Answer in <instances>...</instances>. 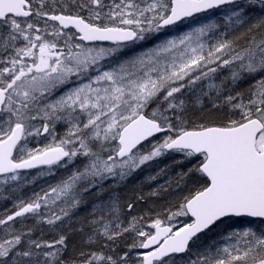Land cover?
<instances>
[{
  "label": "snow or ice",
  "instance_id": "1",
  "mask_svg": "<svg viewBox=\"0 0 264 264\" xmlns=\"http://www.w3.org/2000/svg\"><path fill=\"white\" fill-rule=\"evenodd\" d=\"M36 5L0 0V193H8L0 198L20 190L21 170H72L42 194L16 197L15 210L0 218V264H174L172 254L218 226L219 239L187 264H264V0H112L107 12L103 0H66L59 14L45 11V0ZM33 17L46 18L45 27ZM49 21L58 22L50 32ZM182 25L186 31L168 35ZM126 52L133 54L119 59ZM221 69L228 75L217 83ZM247 79L253 83L233 95ZM197 84V104L219 101L237 118L190 125L178 97ZM58 123L67 126L59 138ZM156 135L162 138L142 151ZM45 136L51 140L43 147L28 146ZM168 154L189 165L177 187L194 178L195 190L174 211L150 218L149 230L144 216L125 226L120 196L105 184ZM134 207L127 204L129 212ZM177 217L189 222L174 228ZM29 218L30 227L23 223ZM65 221L86 245L105 243L65 258L69 233L32 238L39 226L55 231ZM130 233L121 252L118 241Z\"/></svg>",
  "mask_w": 264,
  "mask_h": 264
},
{
  "label": "trees",
  "instance_id": "2",
  "mask_svg": "<svg viewBox=\"0 0 264 264\" xmlns=\"http://www.w3.org/2000/svg\"><path fill=\"white\" fill-rule=\"evenodd\" d=\"M231 117L232 115L230 113L228 106L224 104L221 106L218 105L217 107H213V104H211V106L201 105L199 110L190 112L187 116L190 125L193 123L219 124L222 122H226ZM153 140H157V138ZM179 159L180 157L174 154L164 155L143 165L140 169H138L131 176H129L125 181L120 183H118L117 181H112L111 183L105 185V188H109L110 185H113L114 187L109 188L110 192H116L120 196L121 204L123 205V212H124L123 219L125 220V226H127L126 224L127 219H129L131 216H136L138 212L137 211L132 215L131 212L127 211L126 207L128 203H134V205L139 204V206L149 205L150 203L151 205H155V204L159 205L161 203H165L163 209L166 210L171 208V210L174 211L175 207H178L179 202L183 199L185 195L188 194L189 190L190 189L193 191L195 190V186L193 185L194 178L186 179V184H181L180 187H177V183L179 181V173H181V171H187V168L189 167L187 163H178L177 161H179ZM166 166H167V172L165 175L158 177L155 181L149 182L146 180V177L157 174L160 171V169H164ZM169 178H171L172 180L171 186L167 187L166 190L162 189L158 191L156 195H152L153 191L156 190L160 185H166V182L168 181ZM128 194H131L132 197L129 198ZM89 195L85 198L88 201H89ZM136 196L143 197V199H139V198L136 199ZM105 199H107V197H105ZM90 209L91 206L81 207L73 217L80 215L84 218V215H86V213L90 211ZM156 213L158 212L154 211L152 212V215L144 216V220L142 222L143 225L148 226V224L151 223V219L156 218ZM161 218L163 219L166 217L162 216ZM229 223H231V221ZM73 225L74 227L79 228L78 223L72 224V228ZM41 228L44 229V232L46 234H48L50 231H53L49 228L48 225L39 226V229ZM60 229L62 231H59L58 233L64 234V233H68L69 231L67 225L63 227L58 226L55 231ZM84 231L87 232L88 228L85 227ZM222 231H224V229L218 226L216 229H213L211 232L205 233L200 237V239L196 243L190 245V248L186 254L181 256H172L170 259L175 260L177 258L180 262H185V263L189 262L192 259H195L196 258L195 253H197L198 251H202V248L206 247L211 241L219 239L217 233H220ZM76 232L78 233L72 235L71 239H68L67 241V245H68L67 249L74 251L73 257L77 255L76 251H79V249L88 250L89 247H91L92 249H98L100 245L105 243L103 240H100L98 244L92 246L84 245L85 237L79 231ZM58 235L59 234L55 235V239H58ZM133 237L134 234L130 233L122 237L118 241L119 250L121 252L127 249L128 244L132 243ZM109 247L112 246L109 245ZM105 251H107V249H105Z\"/></svg>",
  "mask_w": 264,
  "mask_h": 264
},
{
  "label": "rangeland",
  "instance_id": "3",
  "mask_svg": "<svg viewBox=\"0 0 264 264\" xmlns=\"http://www.w3.org/2000/svg\"><path fill=\"white\" fill-rule=\"evenodd\" d=\"M186 30H187V27L182 25L179 29H177L176 32H171L168 35H178L179 32L186 31ZM140 50L141 49L137 48L135 51L138 52ZM132 54L133 53L129 52L128 54L120 56L119 59H121V60L125 59V58H127L128 55H132ZM116 62H117L116 60L112 61L113 64H115ZM227 75H228V70L227 69H221L217 73V76H216L217 83L219 82V80L221 78H223L224 76H227ZM241 82L239 83L240 86L238 84L235 87L236 89L238 87H241ZM206 83H207V81L203 82V84H206ZM201 86H202L201 84H197L195 86V90L185 89V90H183L182 94L179 95L178 98L186 100V102L188 104V110H187L186 116H188V114L190 112H194L196 110H199L201 105H209V106H211L212 102H210L207 97H205L203 99L202 104H197L195 102V98L200 94ZM249 86H250L249 83L244 84L243 87H242V91H245ZM225 95H227V93H225ZM217 104L220 105V106L223 105L219 101H217ZM155 106L156 105L153 104L151 107L148 108L147 111L151 112L152 108H154ZM231 118L234 119V118H237V117L236 116H232ZM66 127L67 126L64 123H58L57 124L56 129H55L57 138H59L60 136H62L65 133ZM161 138L162 137L160 136V137L157 138V140H160ZM50 140H51V136H45V137H39V138H29L28 146L31 147V148L43 147L44 145L48 144L50 142ZM152 143H153V140L150 141L149 143H146L145 145L142 146L141 150L142 151L143 150H150ZM80 162L81 161H79V160L77 161L78 164ZM71 170H72L71 168H68L67 170L59 169V170H54V174H49V173H47L46 169H43V170H37V171H34L32 173L23 175L22 179L20 181L16 182V183H19L20 185H22L20 190L17 193L13 194L12 197L9 198V199L0 198V218H2L3 215L10 214L11 211L15 210L14 203H15L16 197L28 198V197H31L34 192H41V194H42L43 190H47L50 185L55 184L61 177L66 176ZM41 172H44L45 174L41 175L40 174ZM111 182L112 181L110 180L107 184H109ZM107 184H105V185H107ZM128 195H129V198L132 197L131 194H128ZM0 196H8V193L7 192H2V193H0ZM137 198L138 197L136 196V199ZM144 198H145V196H144ZM7 200L10 201V205L7 204ZM148 206H149V208H148ZM164 206H165V203H161L159 205H157V204L151 205V203H150L149 205H145V206H139V204H135V207L131 211V214L133 215L137 211L138 212H137L136 216H139V215L149 216V215H152V212H154V211H157V212H160V213H164V211H165V209H163ZM126 210H127V207H126ZM88 212L86 213V215H84V217L87 216ZM81 218H83V217H81ZM29 219H31V218H29ZM29 219H27V220H29ZM27 220H24L23 222H25ZM187 222H189L187 218L185 219V217H177V218H175L172 221V225H173L174 228H178V227H181L183 223H187ZM19 224L20 223L18 222L16 224V227ZM150 224H148V226H144V230L147 231L149 229V225ZM39 231H40V229L37 230V233H39ZM133 256H135V252L133 253ZM172 261L174 262V264H187L185 262H180L177 258L175 260H172Z\"/></svg>",
  "mask_w": 264,
  "mask_h": 264
},
{
  "label": "flooded vegetation",
  "instance_id": "4",
  "mask_svg": "<svg viewBox=\"0 0 264 264\" xmlns=\"http://www.w3.org/2000/svg\"><path fill=\"white\" fill-rule=\"evenodd\" d=\"M116 2L119 3V0H116ZM64 3H66V0H45L46 7H45L44 10L51 13L53 9H56L57 14H59V9L64 5ZM103 3L105 5L103 11L107 12L108 11V6L111 5L112 0H103ZM36 6H39V0H37V5ZM65 14H67V13H65ZM84 15L86 16L87 13L85 12ZM45 19L36 20V18L33 17V21H35L37 26L40 27L41 29H43L45 27ZM48 24H49V28H48L49 32L51 31V25H57L58 26V22L49 21ZM73 31H75V29H73ZM85 43H87V42H85ZM109 44L110 43L105 42L104 46H108ZM128 53L129 52H126V54H128ZM246 83L252 84L253 81L251 79H247V80L242 81L241 82V87H238L237 89L235 88V91L232 94L235 95V92L242 91V87ZM239 86H240V84H239ZM43 169H45V168L41 167V168H38V169H30V170L21 171V176H23L25 174L32 173V172L37 171V170H43ZM9 203H10V201L7 200V204H9Z\"/></svg>",
  "mask_w": 264,
  "mask_h": 264
},
{
  "label": "bare ground",
  "instance_id": "5",
  "mask_svg": "<svg viewBox=\"0 0 264 264\" xmlns=\"http://www.w3.org/2000/svg\"><path fill=\"white\" fill-rule=\"evenodd\" d=\"M94 199V196L92 195V194H90L89 195V201H92ZM9 205H10V203H9ZM89 206H91L90 205V203H89V205L88 206H86V207H89ZM82 216H80V215H78V216H76V217H72V220L75 222V221H77L78 219H80ZM24 224H26L27 226H32L34 223H35V220L34 219H29V220H27V221H25V222H23ZM67 221H65V226L67 225ZM74 224V223H73ZM43 226V225H42ZM78 226L80 227V224L78 223ZM17 227H20V224L17 226ZM45 228V227H44ZM73 228H75V229H78V227H74V225H73ZM39 229V228H38ZM37 229V230H38ZM37 230L35 231V233H34V235H33V237L32 238H34V239H43V240H45V241H52V240H55V235L56 234H62V233H58L59 231H62L61 229L60 230H57V231H48L49 233L48 234H46L45 232H44V229L43 228H41L40 229V231H39V233H37ZM68 233H69V236H68V239H71V237H72V235H74V234H77L78 232H69L68 231ZM85 245V244H84ZM83 247V246H82ZM81 247V248H82ZM81 249H79V251H80ZM79 251H76L77 253L79 252ZM73 254H74V251L73 250H69V249H67V251H66V253H65V258H72L73 257Z\"/></svg>",
  "mask_w": 264,
  "mask_h": 264
},
{
  "label": "water",
  "instance_id": "6",
  "mask_svg": "<svg viewBox=\"0 0 264 264\" xmlns=\"http://www.w3.org/2000/svg\"><path fill=\"white\" fill-rule=\"evenodd\" d=\"M107 43H110V42H107ZM158 136H160V135H156L155 137H158ZM155 137H154V138H155ZM151 139H153V138H149V140H151ZM149 140H148V141H149ZM38 168H41V167H38ZM35 169H37V168H35ZM28 170H30V169H28ZM21 171H25V170H21ZM183 254H185V253H183ZM183 254H172V256H173V255H183Z\"/></svg>",
  "mask_w": 264,
  "mask_h": 264
}]
</instances>
